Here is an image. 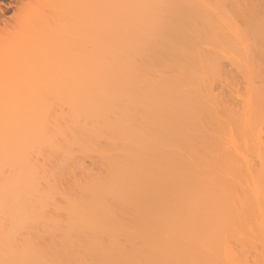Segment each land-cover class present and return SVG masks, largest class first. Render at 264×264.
Listing matches in <instances>:
<instances>
[{"label": "bare ground", "instance_id": "bare-ground-1", "mask_svg": "<svg viewBox=\"0 0 264 264\" xmlns=\"http://www.w3.org/2000/svg\"><path fill=\"white\" fill-rule=\"evenodd\" d=\"M59 1L53 35L63 48L75 26V53L0 60V264H263L221 233L264 213V0ZM223 59L236 111L218 108ZM63 164L86 176L68 194Z\"/></svg>", "mask_w": 264, "mask_h": 264}, {"label": "rangeland", "instance_id": "rangeland-1", "mask_svg": "<svg viewBox=\"0 0 264 264\" xmlns=\"http://www.w3.org/2000/svg\"><path fill=\"white\" fill-rule=\"evenodd\" d=\"M45 1H47V2H45ZM48 1H50V4H49V2ZM59 0H0V60L1 59H3V58H6V57H10V56H13V55H15V53H75V51H71L72 50V48L71 47H74V45H75V43H73L74 42V40H79L80 38H78V37H80V35H78V31H77V29H76V27L75 26H71V30H70V37L68 38V39H66V40H68V41H71L68 45H66V46H64V45H62V46H64L63 48H59V46H60V39L59 38H57V36H54L53 35V32L56 30V28L59 30V27H60V25H59V23H58V19L60 18L59 17V14H58V12H57V10H56V5H59L60 4V2L61 1H59ZM212 1V0H211ZM211 1H208V2H211ZM259 1H260V3H259ZM263 1V0H262ZM253 2H255V4L257 5H260L261 4V0H253ZM45 3H47V4H45ZM245 4H243V9H244V6ZM257 5V6H258ZM56 18H58L57 20H56ZM60 20V19H59ZM59 26V27H58ZM79 29V28H78ZM80 34V33H79ZM78 35V36H77ZM83 35H85L84 36V38L85 39H83V41H85L88 37L90 38V36L87 34V33H84ZM72 39H74V40H72ZM92 41H93V43H95V42H97L98 40L96 39V37H93V38H90ZM73 41V42H72ZM80 41V40H79ZM110 41V37L109 36H106V39L104 40V42H106V43H108ZM78 42V41H77ZM98 42H100V41H98ZM64 43V42H63ZM82 43V42H81ZM102 43V42H101ZM78 44H80V42H78ZM84 46V45H83ZM237 46L241 49V47L239 46V44H237ZM236 46V47H237ZM234 47V46H233ZM237 47V48H238ZM79 48H81V47H79ZM237 48H234L235 50L234 51H236V53H240V49L239 50H237ZM76 49H78V48H76ZM86 49H88L89 50V52L91 53V51L93 52V53H101V51H99V50H97V51H94L93 49V47L90 45V44H88V45H86ZM102 49V48H101ZM100 49V50H101ZM74 50V49H73ZM79 50V49H78ZM231 50V49H230ZM77 51V50H76ZM233 50H232V52H234ZM239 51V52H238ZM84 52V51H83ZM88 52V53H89ZM227 52V51H226ZM243 52V51H242ZM241 52V53H242ZM76 53H79V52H76ZM81 53V52H80ZM85 53H87V52H85ZM228 53V52H227ZM235 53V52H234ZM62 55V54H61ZM254 55H255V53H254ZM230 56V55H229ZM228 56V57H229ZM242 56V55H241ZM64 58H65V56H63ZM231 57V60L233 59L232 57V55L230 56ZM242 57H244V55L242 56ZM63 58V59H64ZM228 59V58H227ZM226 59V60H227ZM242 58L240 57V59L239 60H241ZM65 60H67V59H65ZM223 60H225V59H223ZM223 61L222 62V64H223V69H222V73H223V70L225 71V73L224 74H221V77L219 78V80H215L216 81V83L217 84H220L221 82H220V79H222V81L224 82V83H226V85L224 84V83H222L223 84V86H222V84H220L219 86L217 85V84H215L214 83V85H215V92H216V94L217 95H219L218 97L220 98L219 100H221L220 102H221V105L218 107L219 108V110H221L222 109V111H224L223 109H225V108H229V106H230V109H232V110H234V111H236V110H238L239 108H240V105H241V99H240V96L244 93L243 92V85H245L243 82L244 81H242V79H240V77H241V75H239L238 74V72L239 71H237V70H234V65L232 66V68H231V64H229L230 62H228V61ZM230 60V59H229ZM233 61V60H232ZM63 63H65L64 61H63ZM235 71V72H234ZM66 73V72H65ZM237 73V74H236ZM236 75V76H235ZM67 76V75H66ZM231 76V77H230ZM66 79V78H65ZM68 79V78H67ZM224 79L225 80H227V82L226 81H224ZM229 79V80H228ZM239 79V80H238ZM235 82H237V83H235ZM44 82V80L42 81V83ZM242 82V83H241ZM231 83V85L233 86V88H232V86H230L229 84ZM234 83V84H233ZM240 84V86H237V85H239ZM235 84H237L236 86L238 87L237 88V90H236V87H235ZM257 84V83H256ZM214 85H213V89H214ZM225 85V86H224ZM49 86H51L50 84H49ZM221 86V87H220ZM242 86V87H241ZM56 87H60V82H59V84L57 85V84H55V88ZM228 87L231 89V90H229L228 89ZM222 88V89H221ZM217 89V90H216ZM221 91H220V90ZM224 89V90H223ZM219 90V91H218ZM223 90V91H222ZM236 90V91H235ZM218 91V92H217ZM227 91V92H226ZM232 91L235 93V92H237V93H235L234 94V96H235V98L233 97V96H231V94H233L232 93ZM213 92H214V90H213ZM223 92V93H222ZM218 93H220V94H218ZM230 95H229V94ZM216 95V96H217ZM224 95H226V96H224ZM228 96V97H227ZM232 98H231V97ZM225 99H228V100H224L223 98ZM230 97V98H229ZM237 98V99H236ZM223 99V100H222ZM227 101H228V104H230L229 106H227ZM232 101V102H231ZM224 104H223V103ZM229 102H231L232 103V106H231V103H229ZM238 102V103H237ZM224 106H223V105ZM226 105V106H225ZM237 105V106H236ZM234 106V107H233ZM232 107V108H231ZM218 110V111H219ZM220 112V111H219ZM221 113V112H220ZM219 113V114H220ZM262 129H264V125L261 127ZM262 131H264V130H262ZM264 135V134H263ZM263 135H262V137H263ZM264 139V138H263ZM102 141H104V140H102ZM100 143H101V141H99ZM99 143V144H100ZM104 143V142H103ZM103 143H101L100 144V146L101 147H104L103 146ZM99 144H97V145H99ZM105 145V144H104ZM98 147V146H97ZM75 148V147H74ZM73 148V149H74ZM105 148V147H104ZM104 148H102V149H104ZM74 152H72V153H74V160L75 161H78V162H80L81 163V167H83L84 169H86V168H88V170H89V168H92V169H90L89 171L90 172H92V171H94V172H96V169L95 168H97V170L99 171V169H101V167L99 168L98 166H101L102 165V163L101 164H99V162H102L103 160H101V161H98V160H94V158L97 156L96 154H92V155H96V156H92L91 157V155H90V157H89V155H87L88 153L87 152H83L82 150H81V148H76V150H73ZM90 153H92V152H90ZM88 157V158H87ZM100 157V156H99ZM98 156L96 157V158H99ZM39 160H40V162H41V159L39 158ZM50 160H52V164H54V160L53 159H50ZM50 160H48V163L50 162V164H51V161ZM100 160V159H99ZM97 161V162H96ZM47 163V162H46ZM104 163V162H103ZM49 164V165H50ZM52 164H51V166H52ZM72 163H70L69 165H71ZM48 164L46 165L47 167L49 166ZM69 165H66V164H63V166H64V168L61 166V172H63L64 173V169L65 168H68V167H66V166H69ZM73 165H75V164H73ZM97 165V166H96ZM105 165V164H104ZM103 165V166H104ZM80 167V168H81ZM48 168H50V166L48 167ZM73 168V166L69 169H66V170H69V171H73L74 173H76V174H74L73 173V175L70 173V172H65L64 174H65V176H62V178H61V185L63 186H61V188H62V190L65 192L66 191V193L68 194V192H71L72 191V184L71 183H73V182H71L72 181V179L71 178H73V176L75 177V179H74V181L76 180V178H81L80 176H78L77 177V175L79 174L80 175V173H82V172H78V170L77 169H72ZM78 168V167H77ZM82 168V169H83ZM103 169V168H102ZM102 169H101V171H102ZM77 170V171H76ZM81 170V169H80ZM92 170V171H91ZM82 171V170H81ZM97 171V172H98ZM86 172V171H85ZM78 173V174H77ZM84 173V172H83ZM99 173V172H98ZM67 174H70V175H67ZM84 174H88V175H90V173H88V171L86 172V173H84ZM92 174H96V173H92ZM61 175H63L62 173H61ZM67 175V176H66ZM81 176H82V178H81V180L80 179H78V180H80V181H83L85 178H86V176H84L83 174H81ZM71 180V181H70ZM68 182H70V184L68 183ZM70 186V187H69ZM69 188V189H68ZM68 189V190H67ZM71 189V190H70ZM57 200H58V198H57ZM252 204H255L256 202L255 201H252L251 202ZM251 204V205H252ZM252 210H253V208H252ZM252 210H249L248 212L250 213H252ZM257 210V209H256ZM254 212H257V211H255V210H253ZM249 213L247 214L248 216H250L249 215ZM256 215H255V217H256V224L253 222L254 221V219H252V221L250 220V222H249V219L250 218H253V217H244V214H243V217L241 216V218L242 219H244V218H248L247 219V221H248V223H249V225H250V223L251 222H253L256 226H259L258 228H261L262 227V229L264 230V213H260V211L258 210V212L257 213H255ZM245 220V219H244ZM245 222H246V220H245ZM244 223V222H243ZM241 224V223H240ZM252 224V223H251ZM248 225V226H249ZM253 225V224H252ZM251 225V227H252V232L250 233L249 232V230H251V228H248V226L247 227H245L243 224L241 225L242 227H239V223H236V224H234L233 226H231V227H229V229H227V231L228 232H226V230L224 231V233H221V235H222V238L223 237H226V238H229V242H227L228 243V246L230 247L231 246V251L233 252V254L236 256V257H238V258H243L244 256H246L245 258H249L248 259V261H253L254 259H259V257H258V254H259V256L262 254L261 252H262V250H261V248H260V246L264 249V246H262V244H261V242H260V244L258 243V240H256V242H254V243H256L255 244V246H257L256 248L255 247H253L252 245L253 244H251L250 242H252L253 241V239H261V238H263V237H259V236H257V234H255L254 235V232L255 233H258V230L259 229H257V227H255V225L254 226H252ZM250 227V226H249ZM249 230H248V229ZM39 231H41V232H43V231H45V229L43 230H39ZM46 232V231H45ZM226 232V233H225ZM38 233H40V232H38ZM47 233V232H46ZM260 234H262L261 233V231L259 232ZM25 234V233H24ZM23 234V235H24ZM44 234V233H43ZM42 234V235H43ZM40 235V234H39ZM46 235V234H45ZM50 237H47V236H44L43 235V238L44 239H42V242H41V238L39 239V236H38V238H37V240H35V244H36V246L39 248V249H44L46 246L45 245H43V240L45 241V242H47L46 240H47V238H49V239H51L52 238V236L50 235V234H48ZM53 235V234H52ZM259 235V234H258ZM55 236L56 235H54V237H53V240H55L54 238H55ZM58 236V235H57ZM262 236H264V235H262ZM42 237V236H41ZM251 237V238H250ZM57 238V237H56ZM240 238H242V239H240ZM253 238V239H252ZM241 241H240V240ZM53 240H52V242H53ZM226 241H227V239H225ZM243 240V241H242ZM252 240V241H251ZM263 240H264V238H263ZM49 241V240H48ZM225 241V242H226ZM45 242H44V244H45ZM224 241H223V243H225ZM222 243V244H223ZM227 243H225V245H227ZM243 243V244H242ZM259 245H258V244ZM263 243V242H262ZM264 244V243H263ZM42 246H45V247H42ZM259 246V247H258ZM223 247V246H222ZM245 247H246V249H245ZM253 248H255L256 249V251H255V249H253ZM258 248V249H257ZM223 250H224V248H223ZM223 250H219V253H220V259L221 260H224V257H225V255H224V252H223ZM259 250V252H257ZM240 256H243V257H240ZM260 258H261V256H260ZM262 258L264 259V257L262 256ZM260 260H262V259H260ZM254 261H258V260H254ZM253 261V262H254ZM263 261V260H262ZM223 262V261H222ZM249 262V263H250ZM252 262V263H253ZM252 263H250V264H252ZM255 263H257V262H255ZM261 263H263L264 264V262H261ZM223 264V263H222ZM254 264V263H253ZM258 264V263H257Z\"/></svg>", "mask_w": 264, "mask_h": 264}]
</instances>
